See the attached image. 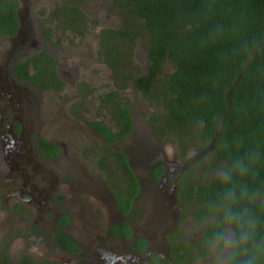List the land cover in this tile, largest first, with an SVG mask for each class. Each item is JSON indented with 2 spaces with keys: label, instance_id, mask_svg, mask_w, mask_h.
<instances>
[{
  "label": "trees",
  "instance_id": "16d2710c",
  "mask_svg": "<svg viewBox=\"0 0 264 264\" xmlns=\"http://www.w3.org/2000/svg\"><path fill=\"white\" fill-rule=\"evenodd\" d=\"M86 1L61 0L51 14L54 29L83 37L88 30V18L82 9ZM15 8L14 1L0 2V34L14 32ZM113 9L121 25L100 30L97 54L110 69L117 88L104 92L100 100L102 108L116 119L118 131L111 133L103 121L91 124L108 141L128 136L134 124L128 103L121 101L119 91L133 86L157 109L150 116L152 135L176 145L180 158L190 150L206 149L214 140L211 152L179 177L181 214L189 215L197 226L207 212L208 202L219 200L226 187H235V206L251 210L259 220L257 237H264V0H114ZM138 38L145 49L142 72L134 58ZM39 56L38 79L51 78L60 85L54 68L56 59L44 52ZM30 60L20 64L21 78L29 79L26 63ZM106 149L115 157L119 172L132 189L131 197H135L139 185L127 157ZM252 150H258L260 156L256 175H234L230 185L219 182L214 175L217 169ZM162 172L161 163L151 170L154 178ZM241 185H247L246 198L241 196ZM209 235L210 229L206 228L193 245L179 241L175 249L170 243L172 263L154 257L150 262L192 264L205 259ZM63 238L69 244L67 249H74L72 242ZM136 245L142 249L145 241L137 238ZM185 253L197 254L198 259L185 261Z\"/></svg>",
  "mask_w": 264,
  "mask_h": 264
},
{
  "label": "flooded vegetation",
  "instance_id": "af4514ba",
  "mask_svg": "<svg viewBox=\"0 0 264 264\" xmlns=\"http://www.w3.org/2000/svg\"><path fill=\"white\" fill-rule=\"evenodd\" d=\"M2 1L16 3L17 24L12 34H0V214L6 222L0 236V264L7 261L11 264L14 254L13 264H151V257L172 263L170 243H174L175 249L179 248V241L193 245L200 234L195 231L190 237L183 236L177 225L182 216L177 185L186 169L179 173L175 167L157 160L150 165L146 176L137 175L134 169L140 163L145 165V151L141 156L137 154L140 157L137 158L134 146L125 138L105 140L91 124L103 121L111 133L118 131L116 119L101 106L103 93L97 96V104L105 120L84 119L89 113L96 114L89 103L95 88L88 83H79L76 88L75 79L69 78L75 76V71L70 74V70H59L55 56L59 54L48 44L56 30L41 27V42H38L22 10V2L27 1ZM88 51L92 63L103 62L97 53ZM40 52L56 59L54 68L60 85L51 78L38 79ZM28 58L31 59L26 63L29 79L21 78L20 64ZM46 59L50 72V61ZM68 84L74 92L61 111L66 139L57 141L50 132L53 96ZM111 85V90L117 91L113 79ZM128 108L135 124L132 108ZM151 136L163 143L152 132ZM138 141L145 145L144 140ZM106 148L127 157L139 185L135 197H131L128 181ZM158 163L163 165V172L154 178L151 170ZM135 212L142 216L139 224L134 220ZM191 224L194 226L192 220ZM26 235L34 240L36 247L32 250L23 247L20 252L21 247L13 246ZM63 237L72 242L74 249H67L69 244ZM137 238L145 241L142 249L136 245ZM214 257L215 253L209 250L207 258L192 264L206 261L212 264ZM183 258L198 259L194 253H185Z\"/></svg>",
  "mask_w": 264,
  "mask_h": 264
},
{
  "label": "rangeland",
  "instance_id": "374dc122",
  "mask_svg": "<svg viewBox=\"0 0 264 264\" xmlns=\"http://www.w3.org/2000/svg\"><path fill=\"white\" fill-rule=\"evenodd\" d=\"M27 2H22V10L26 12V18L31 23V26L35 30V38L38 42H41L40 31L41 27L54 28V22L51 20L53 15L52 11L61 5V0H26ZM114 7V0H88L84 3L82 9L88 18V30L85 32L84 36L79 38V36L70 33H58L54 31L50 35L48 44L50 49L54 53H58L61 56H56L59 62L58 68L62 72L75 71L74 77H69L70 79H75L76 88L79 83H88L90 86L95 88L94 94L89 97L91 99L90 106L94 111L95 116L89 113L84 116L85 120H94L103 118L105 120V115H101L100 109L97 104V96L109 91L112 88L111 85V72L110 69L103 63H92L91 57H89L88 49L95 54L98 50V34L103 28L117 27L121 25V20L117 15ZM51 20V21H50ZM92 21H95L93 24ZM134 58L140 64V71H144L145 67V49L143 46V41L138 38L136 41V46L134 50ZM65 62L67 64H65ZM72 86V85H71ZM69 84L62 92H58L53 96V119L51 120L50 132L52 133V138L57 141H65L66 128H64V115L61 113L62 107L66 102V99L74 92V89ZM121 101H127L128 106L132 108V115L134 118V130L125 137V140L134 146V152H136L135 157L140 158L145 151V165L139 164V166L134 169L137 175H147L148 168L155 161L161 160L168 166L175 167L182 164L185 160L191 157L196 151L190 150L187 152L185 158H180L178 155V149L176 145L172 143H159L154 141L151 136L152 127L150 123V116L152 113L156 112L154 106L148 104V102L141 96V93L137 91L133 86H129L125 90L119 91ZM89 106V105H87ZM80 131V130H78ZM138 140H144L145 145L141 144ZM137 141L139 143H137ZM137 146L139 148H137ZM139 156H138V155ZM149 189V193H151ZM139 202L137 203V207ZM134 220L137 224L142 220V216H139L137 212L134 214ZM3 215L0 214V236L2 232L6 229V222L2 219ZM177 225L182 231V235L190 237L196 231V226L191 224L190 218L181 216L178 220ZM25 241V243H21ZM15 249L23 247L27 250H32L30 248L36 247L34 240L32 241L30 237L22 236L18 243L13 246ZM37 252L34 255L37 256ZM13 261L15 254L12 256ZM10 260V263L13 264ZM8 264V261L7 263ZM197 264H211L209 261L199 262ZM213 264V263H212Z\"/></svg>",
  "mask_w": 264,
  "mask_h": 264
},
{
  "label": "clouds",
  "instance_id": "9594fccd",
  "mask_svg": "<svg viewBox=\"0 0 264 264\" xmlns=\"http://www.w3.org/2000/svg\"><path fill=\"white\" fill-rule=\"evenodd\" d=\"M259 158V151L252 150L217 169L214 175L224 185H230L234 175L254 176ZM240 191L242 197H248L247 185H241ZM236 203L235 187H226L219 200L208 202L196 231L199 234L210 229L207 247L215 253L213 264H264V237H257L259 220L247 206L236 207Z\"/></svg>",
  "mask_w": 264,
  "mask_h": 264
},
{
  "label": "water",
  "instance_id": "95a60500",
  "mask_svg": "<svg viewBox=\"0 0 264 264\" xmlns=\"http://www.w3.org/2000/svg\"><path fill=\"white\" fill-rule=\"evenodd\" d=\"M214 147V140L211 141L210 145L206 149L195 152L191 157L185 160L182 164L175 166L179 173L193 165L199 158L211 152ZM179 176V175H178Z\"/></svg>",
  "mask_w": 264,
  "mask_h": 264
}]
</instances>
